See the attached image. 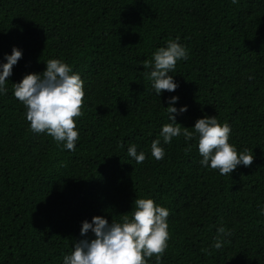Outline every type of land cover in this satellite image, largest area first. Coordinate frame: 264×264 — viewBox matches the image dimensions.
<instances>
[{
	"label": "trees",
	"instance_id": "obj_1",
	"mask_svg": "<svg viewBox=\"0 0 264 264\" xmlns=\"http://www.w3.org/2000/svg\"><path fill=\"white\" fill-rule=\"evenodd\" d=\"M176 37L188 59L170 73L179 87L157 97L142 63ZM14 46L22 57L0 95V264H62L82 221L130 218L136 198L169 209L160 264H264V0H0V63ZM52 58L84 81L73 151L33 133L12 94ZM171 96L187 106L181 127L216 116L252 164L221 175L183 136L161 138L165 157L154 159ZM220 226L230 235L216 249Z\"/></svg>",
	"mask_w": 264,
	"mask_h": 264
},
{
	"label": "clouds",
	"instance_id": "obj_2",
	"mask_svg": "<svg viewBox=\"0 0 264 264\" xmlns=\"http://www.w3.org/2000/svg\"><path fill=\"white\" fill-rule=\"evenodd\" d=\"M238 4L239 0H231ZM22 57V50L13 47L11 54H5L4 63H0V95L7 93L6 78L12 74L13 66ZM188 59V49L179 43V37L169 39L166 46L159 47L152 53V59L145 61L144 69L148 70L151 89L157 97L163 90L174 92L179 87L172 73L180 60ZM42 73H28L18 83H13V96L20 101L26 111L25 119L33 133H45L52 137L58 146L68 151L75 150L79 140V129L76 119L83 115L84 81L71 65L61 59H49ZM252 77L249 76V79ZM178 96L168 98L166 107L168 120L161 127L159 136L151 143V155L156 160L165 157L161 145L171 143L174 137L183 136L185 141L197 139L199 161L202 167L218 170L221 175H230L238 166H250L253 154L247 149L238 153L236 147L229 143L231 126L219 123L216 116L198 118L194 126L181 127L176 122L175 114L183 113L187 106L179 109L174 105ZM253 152V151H252ZM127 155L137 164L146 159L143 150L131 144ZM264 215V206L260 207ZM169 209L156 204L151 198H136L131 210V217L123 216L121 221L112 219L109 222L103 216H93L91 222L82 221L80 235L84 237L73 244L70 254L63 256L62 264H149L154 257L160 264L161 257L168 247L170 238L168 231ZM93 236L89 238L87 234ZM212 247L220 249L225 242L224 237L230 235L225 227L216 229Z\"/></svg>",
	"mask_w": 264,
	"mask_h": 264
}]
</instances>
